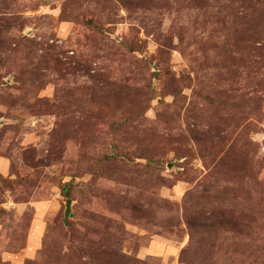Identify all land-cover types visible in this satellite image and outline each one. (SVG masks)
Segmentation results:
<instances>
[{"label":"rangeland","instance_id":"obj_1","mask_svg":"<svg viewBox=\"0 0 264 264\" xmlns=\"http://www.w3.org/2000/svg\"><path fill=\"white\" fill-rule=\"evenodd\" d=\"M0 264H264V0H0Z\"/></svg>","mask_w":264,"mask_h":264},{"label":"water","instance_id":"obj_2","mask_svg":"<svg viewBox=\"0 0 264 264\" xmlns=\"http://www.w3.org/2000/svg\"><path fill=\"white\" fill-rule=\"evenodd\" d=\"M68 213H69V211H68Z\"/></svg>","mask_w":264,"mask_h":264}]
</instances>
